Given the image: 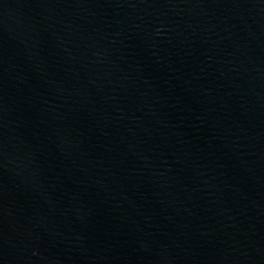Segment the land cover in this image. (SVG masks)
<instances>
[{
  "label": "water",
  "instance_id": "obj_1",
  "mask_svg": "<svg viewBox=\"0 0 264 264\" xmlns=\"http://www.w3.org/2000/svg\"><path fill=\"white\" fill-rule=\"evenodd\" d=\"M0 264H264V0H0Z\"/></svg>",
  "mask_w": 264,
  "mask_h": 264
}]
</instances>
